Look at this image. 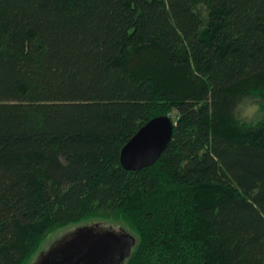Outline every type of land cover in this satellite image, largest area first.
Listing matches in <instances>:
<instances>
[{
    "label": "trees",
    "instance_id": "obj_1",
    "mask_svg": "<svg viewBox=\"0 0 264 264\" xmlns=\"http://www.w3.org/2000/svg\"><path fill=\"white\" fill-rule=\"evenodd\" d=\"M93 222L134 234L124 264H264V0H0V264Z\"/></svg>",
    "mask_w": 264,
    "mask_h": 264
},
{
    "label": "water",
    "instance_id": "obj_2",
    "mask_svg": "<svg viewBox=\"0 0 264 264\" xmlns=\"http://www.w3.org/2000/svg\"><path fill=\"white\" fill-rule=\"evenodd\" d=\"M174 123L170 117L151 120L123 148L121 164L128 171L153 166L173 139ZM78 232V233H77ZM78 240L71 247L88 253V264H124L132 254L137 240L131 235L102 232L96 228L76 231Z\"/></svg>",
    "mask_w": 264,
    "mask_h": 264
},
{
    "label": "flooded vegetation",
    "instance_id": "obj_3",
    "mask_svg": "<svg viewBox=\"0 0 264 264\" xmlns=\"http://www.w3.org/2000/svg\"><path fill=\"white\" fill-rule=\"evenodd\" d=\"M77 233L59 236L55 242L47 243L32 264H88V253L71 247L79 239Z\"/></svg>",
    "mask_w": 264,
    "mask_h": 264
},
{
    "label": "rangeland",
    "instance_id": "obj_4",
    "mask_svg": "<svg viewBox=\"0 0 264 264\" xmlns=\"http://www.w3.org/2000/svg\"><path fill=\"white\" fill-rule=\"evenodd\" d=\"M244 116H245V120L248 122H255L261 117L258 109L253 108V107L246 108L244 111ZM174 119H175V117H174ZM90 227L96 228L102 232H114V233L118 234L119 236L120 235H131L136 239V237L134 236V234L131 231H129V230H127L121 226L113 225V224H109V223H105V222H93V223H86L83 225L73 226V227H70L68 229H65V230L57 233L55 236H53L52 239L48 243H51L52 241L55 242L56 238L59 236L62 237L65 235H73L79 229L90 228Z\"/></svg>",
    "mask_w": 264,
    "mask_h": 264
}]
</instances>
